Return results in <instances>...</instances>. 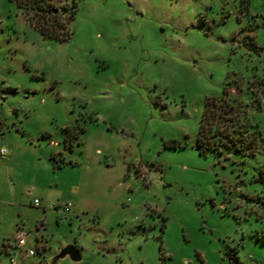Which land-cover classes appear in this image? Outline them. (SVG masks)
Here are the masks:
<instances>
[{
    "label": "rangeland",
    "instance_id": "1",
    "mask_svg": "<svg viewBox=\"0 0 264 264\" xmlns=\"http://www.w3.org/2000/svg\"><path fill=\"white\" fill-rule=\"evenodd\" d=\"M226 1L68 0L77 12L59 41L0 0V243L71 202L90 214L49 223L48 257L108 232L135 264H264V156L197 145L205 99L230 82L251 113L234 85L257 91L264 78L254 22L230 18ZM53 4L62 23L65 0Z\"/></svg>",
    "mask_w": 264,
    "mask_h": 264
},
{
    "label": "trees",
    "instance_id": "2",
    "mask_svg": "<svg viewBox=\"0 0 264 264\" xmlns=\"http://www.w3.org/2000/svg\"><path fill=\"white\" fill-rule=\"evenodd\" d=\"M249 1L241 0L243 11L248 10ZM17 3L27 15L33 11L29 20L44 37L59 41H66L71 37V22L77 12L75 2L69 4L68 0H65L62 6L64 14L62 23L52 18L57 13L53 0H17ZM229 83L227 82V85ZM259 84L261 87L257 91L252 90V82H249L247 91H244L239 81L237 85H234L238 94L245 93L253 96L251 99L253 112L251 113L243 111L240 99L230 93L227 85L220 94L208 96L205 99L197 135V145L201 152L212 150L225 159L236 155L244 161L257 155L264 156V133L260 129L259 121L255 118V112L260 111L263 106L264 78L259 81ZM81 130H84V127H81ZM66 131L69 132V138L66 141L80 140V135H71L70 126L66 127ZM52 158L56 159L55 156ZM55 166L60 167L62 164L59 162ZM258 176L259 181L264 185V165L258 172Z\"/></svg>",
    "mask_w": 264,
    "mask_h": 264
},
{
    "label": "crops",
    "instance_id": "3",
    "mask_svg": "<svg viewBox=\"0 0 264 264\" xmlns=\"http://www.w3.org/2000/svg\"><path fill=\"white\" fill-rule=\"evenodd\" d=\"M233 1V5H228V3H230L229 1L223 2L222 9H226L229 11L230 18L233 17L232 15L237 14L239 22H242L244 18L253 21L254 24H251L248 32L251 37L255 39V45L264 49V0H250L247 11L242 10V3L240 4L239 0ZM242 13H244L245 15H243ZM241 14L243 15L242 17ZM233 46H235V44H233ZM259 56L260 58H264V52H262ZM262 100V109L258 112H255V118L259 121L260 129L264 133V92L262 94ZM51 142L54 145L60 144V142H56L54 140H52ZM73 192L79 197L78 188H74ZM56 211L43 208V211H40V215L38 217L40 224H37L35 234L30 231V236L32 234L35 239V244L27 243L25 247L37 248L38 251L36 255L27 256L25 253L27 248L23 247L21 251H18L15 243H13L12 241H3L2 243H0V264H10V257L14 254H16L17 257V264H135V262L131 263L129 261L130 255L129 251L127 250V242H125L124 240L113 238L108 232L103 233L99 236H95L91 241H88L87 237L86 240L81 239L74 242L68 241V243L61 245L57 252L48 257L47 249L49 246L50 230L47 226L49 225V223L51 224V222L57 220L58 223L63 226L64 223L68 222L67 220H64L63 216H65V214L69 215V221L72 224L75 222L77 217L79 218L80 222H84L85 212L90 214V211L87 207L81 208L80 210H74V212L71 213H64L61 210H58V212ZM96 214V211L92 213L94 217ZM94 221H92V224L96 223V221ZM76 236H78V234H76ZM69 243H75L76 246L80 249V260L75 261L70 257V255L55 259V256L60 252V250ZM37 255L39 256L38 259L35 258ZM7 256L9 258H7Z\"/></svg>",
    "mask_w": 264,
    "mask_h": 264
},
{
    "label": "built area",
    "instance_id": "4",
    "mask_svg": "<svg viewBox=\"0 0 264 264\" xmlns=\"http://www.w3.org/2000/svg\"><path fill=\"white\" fill-rule=\"evenodd\" d=\"M1 153H2V156H4L6 153V150H2ZM34 204L37 207L41 206V202L39 199H35ZM49 208L55 209V210H61L64 213H71L73 211L74 205L71 202H69V203H65L62 205H58V204L51 205V206H49ZM29 237H30V232H26L21 228H19L16 231L15 240H16V247H17L18 251H21L22 248L27 245ZM37 251H38L37 248L35 249L32 247V248H27L25 253L27 256H34V255H36ZM171 257H172V254L170 252H167V251H163L161 254L162 261L170 259ZM10 264H17L16 254H14L10 257Z\"/></svg>",
    "mask_w": 264,
    "mask_h": 264
},
{
    "label": "water",
    "instance_id": "5",
    "mask_svg": "<svg viewBox=\"0 0 264 264\" xmlns=\"http://www.w3.org/2000/svg\"><path fill=\"white\" fill-rule=\"evenodd\" d=\"M66 255H70V257L77 261L81 258V252L80 249L76 246L75 243H69L66 246H64L60 252L55 256V259L62 258Z\"/></svg>",
    "mask_w": 264,
    "mask_h": 264
}]
</instances>
